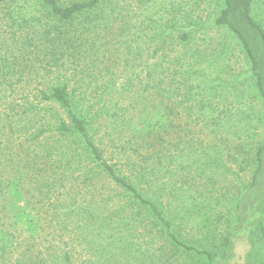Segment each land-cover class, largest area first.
<instances>
[{"label": "trees", "instance_id": "obj_1", "mask_svg": "<svg viewBox=\"0 0 264 264\" xmlns=\"http://www.w3.org/2000/svg\"><path fill=\"white\" fill-rule=\"evenodd\" d=\"M153 1L128 3L140 9ZM20 2L0 0V26L7 24L15 44L5 54L0 50V109L5 108L4 97L10 98L13 71L23 70V84L33 70L51 75L54 83L36 94L23 90V108L15 113L23 121V140L15 150L8 142L0 144V259L18 256L13 264H100L107 247H119V234L145 224L148 232L157 229L173 251L200 264H264V141L246 158L250 177L238 186L228 215L220 214L221 190L198 194L199 222L208 228L207 235L213 226L217 238H188L169 203L182 199L179 190L155 183L172 164L177 172L195 169L199 179L229 171L221 148L212 141L221 120L209 113L215 112L214 87L198 78L197 66L207 54L196 32L179 31L176 38L183 54L172 61L163 54L171 35L154 33V43L136 48L137 59L145 52L153 55L152 66L138 61L145 64L144 70L132 85L119 86L122 78L103 61L109 52L110 59L116 57L120 38L130 29L114 26L120 16L117 0ZM221 2L213 27L227 30L238 41L250 61V81L264 101V25L255 16L258 0ZM150 24L143 22L138 30L155 31ZM101 69L110 74L106 80L103 76L102 91L97 72ZM177 103L185 105L187 122L180 119ZM130 105L136 110L129 119ZM14 132L13 137H22ZM183 157L190 161L186 166L177 164ZM213 180V187L221 186ZM68 186L84 187L85 195L63 198L61 193L53 199L51 224L57 240L54 248L37 251L36 237H24L19 227L18 209L35 210L55 190ZM68 201L73 207L65 211ZM213 215H218L216 222Z\"/></svg>", "mask_w": 264, "mask_h": 264}, {"label": "rangeland", "instance_id": "obj_2", "mask_svg": "<svg viewBox=\"0 0 264 264\" xmlns=\"http://www.w3.org/2000/svg\"><path fill=\"white\" fill-rule=\"evenodd\" d=\"M129 1L117 0V13L120 16L114 26L120 28L126 25L130 29L127 33H124L126 36H121L120 50L116 57L110 59L111 52H109L105 54L106 58L103 60L105 66L110 67L112 73H118L119 77L122 78L119 81V86L132 85L133 79H136L138 74L144 70L145 64L141 65L138 61L150 62L152 66L154 62L153 55L145 52L137 59L136 48L146 41L154 43L156 41L154 33H156V36L163 35L164 37L171 35L172 38L168 39V46L163 52L165 57L170 56L171 61L183 54V46L176 38L179 31L196 32L195 34L199 39L198 44L201 50L204 51L203 53L207 54V60L202 63V59H200L201 64L197 66L199 70L198 78L201 83L202 80L207 79L205 82L208 88L213 86L215 89L214 106L212 107L215 112L209 111V113L215 116L216 119L221 120V127L212 135L213 139L212 137L211 139L215 145L221 148V156L224 157V162L229 171L227 173H207L199 179L196 176L197 172L193 171L195 169H191L190 172L185 169V173L177 172V168L172 164L165 169L166 172H160L163 179L155 182L159 185L165 182L168 190L173 188L179 190L182 199L177 202L169 200V203L171 209L182 221L179 217L175 215L174 217L178 218L181 229L188 238L201 239L207 235L205 232L208 228L203 227L199 222L202 215L199 214L201 202L198 194L208 195L210 190H221L223 197L222 208L219 209L221 210L220 214L225 213L228 215L232 211L238 186L240 183L242 185L247 183L250 177V163L246 162V158H249L248 154H251L256 146L264 141V101L258 96L254 85L250 81V61L242 51L238 41L227 30L213 27V20L221 10V0H155L149 6L140 9L130 7ZM20 4L23 5V0ZM255 8L256 18L264 25V0H258ZM110 12L109 8L105 11V14L109 16ZM143 22H152L150 25L156 30L151 29V32L138 30L139 27H143ZM4 25V28L0 26V50H4L2 54H5L8 48L15 47L13 41L9 40L11 29L8 28L7 24ZM18 35H20V32ZM113 50L115 48L111 51L113 52ZM186 58L190 60V55H187ZM31 63L33 64V62ZM166 65L168 66V64ZM32 72V76H25L24 81L28 82L27 84H23V70L21 73L12 72L16 74L13 77L12 87L8 88L10 98L4 97L6 105L5 108L0 109V144L3 146L2 144L8 142L13 150H15L14 146H17V143L23 140V121L19 122V116L15 115L16 112H21L20 108H23V90L36 94L54 83L53 77L51 75L45 77L44 71L36 72L33 70ZM97 72L100 79L98 87L102 91L105 85L103 76L106 80L110 74H106L105 69ZM172 80L174 82L175 78H169L170 83ZM203 87L207 89L204 83ZM136 90L137 87L134 85L133 92ZM130 97L131 99L134 98L133 95ZM133 106H129L130 112L127 114L129 119L131 113L134 114L136 110V107ZM177 109L182 111L180 119L187 122L185 105L180 104ZM225 111H228L224 114L227 117L221 114ZM9 117L11 118L8 120ZM195 118H198V116H195ZM196 121L200 123V121ZM14 131L21 132L22 137L18 134L13 137ZM226 144L227 147H225ZM190 158H193V156ZM180 163L182 166H186L190 161L183 157L180 162H177V164ZM212 179L219 180L221 186L213 187L214 180L210 181ZM84 190L82 186L74 188L68 186L64 189L55 190V195L51 199L40 203L35 210L24 207L18 209L19 227H21L24 237H36L37 251L41 249V252H45V250L54 248L57 240L58 232L53 227L54 224H51V216L56 213L55 200L53 199L61 193L64 195L63 198H69L76 193H80V197H82L85 195ZM72 207L73 205L68 201L63 209L69 211ZM47 211L49 214L46 213ZM217 216L213 215L212 220L216 222ZM140 225H137L136 228L131 227L119 234L117 238L119 247L116 250L113 249L115 251L107 247L109 249H106V254L104 253V262L100 264L201 263L194 257H188L173 251L157 229L148 232L145 224ZM217 233L218 231L211 226L206 237L209 239L217 238ZM105 243H107V240H105ZM16 258L18 256H15L14 259L8 256L4 261L0 259V263L13 264Z\"/></svg>", "mask_w": 264, "mask_h": 264}]
</instances>
